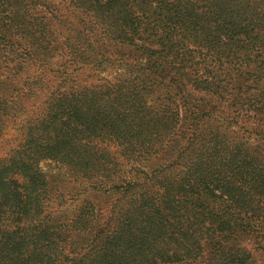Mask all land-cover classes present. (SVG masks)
Masks as SVG:
<instances>
[{"label":"trees","instance_id":"1","mask_svg":"<svg viewBox=\"0 0 264 264\" xmlns=\"http://www.w3.org/2000/svg\"><path fill=\"white\" fill-rule=\"evenodd\" d=\"M9 129L0 264H262L264 0H0Z\"/></svg>","mask_w":264,"mask_h":264},{"label":"rangeland","instance_id":"2","mask_svg":"<svg viewBox=\"0 0 264 264\" xmlns=\"http://www.w3.org/2000/svg\"><path fill=\"white\" fill-rule=\"evenodd\" d=\"M117 47L122 51L127 50L126 46H124L123 44H117ZM116 68H120V67H116ZM116 68L109 69L106 72L101 73L102 77H112V75L117 74L119 72V70ZM181 96L182 95L180 94L178 98L181 99ZM210 112L213 113L214 115L218 116V117H221V116H224L227 114L228 109L224 103H219L215 107L211 106ZM241 134L242 133L240 132L239 135H235L232 137H235V139H239V136H243ZM257 139H258L257 137L248 136V134H245L242 141L247 140L249 143L260 145V143H258L256 141ZM18 140L19 139H18V135H17L16 131L14 129H9L0 139L1 153L4 156H7L8 153L10 152L11 148L16 145ZM198 141H199L198 146H201V145L203 146L204 144H206V141H204L202 138L199 139ZM261 153H262V151H261ZM42 166L45 169V171H47V170L49 171L52 168V165H50L49 162H47L46 164L44 163ZM241 217H247V216L243 213L241 215ZM258 235H259V232H255V235L246 238L244 240V243L255 253L257 261L264 264V250L262 249V246L264 245V237H259ZM263 235H264V233H263Z\"/></svg>","mask_w":264,"mask_h":264}]
</instances>
